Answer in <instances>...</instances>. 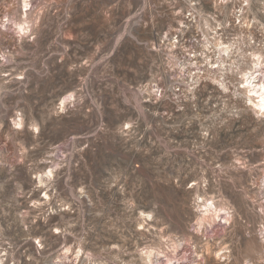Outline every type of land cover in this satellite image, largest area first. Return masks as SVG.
<instances>
[{"label": "rangeland", "instance_id": "obj_1", "mask_svg": "<svg viewBox=\"0 0 264 264\" xmlns=\"http://www.w3.org/2000/svg\"><path fill=\"white\" fill-rule=\"evenodd\" d=\"M263 25L264 0H0V264H145L163 237L156 264H264V112L236 99Z\"/></svg>", "mask_w": 264, "mask_h": 264}, {"label": "bare ground", "instance_id": "obj_2", "mask_svg": "<svg viewBox=\"0 0 264 264\" xmlns=\"http://www.w3.org/2000/svg\"><path fill=\"white\" fill-rule=\"evenodd\" d=\"M30 22H32V21H29V19H27V17H26V20L23 19V20L19 21L16 25L18 26L19 31L23 32L25 35V32L29 30ZM263 30H264V25H263ZM263 34H264V31H263ZM211 43L213 45H215V42H211ZM236 43H238V42H236ZM206 47H208V46H206ZM217 47H218L217 50H219L220 55H223L225 53L228 54L231 51L230 46H224L223 44L221 45V43H220V46H218V44L216 43V48ZM234 49H236V47ZM236 51H238V49H236ZM254 56L256 57V60L253 61L254 65H252L253 64V62H252V64H250L249 68L246 66L248 68L247 70L239 72V74L242 72L241 73V82H239L241 84V86L239 87V90L241 91V93L236 94V99L239 97L244 98L245 103L247 105H249V108L252 109L253 112H256L257 114H261L262 111L264 112V54L263 53L262 54L257 53ZM246 57H248V56H246ZM239 62H236V63H239ZM222 67H223L222 65L221 66L219 65V67H216V68H220L221 70H223ZM237 67H239V66H237ZM238 69H240V68H238ZM242 70H244V69H242ZM225 74H222V75H225ZM216 82H217V80H216ZM219 83H222V82L219 81ZM223 83H224V81H223ZM223 86H224V84H223ZM66 104H67V100L64 99L62 101L61 105L66 106ZM19 125H23L22 120L19 122ZM34 127H35V125H34ZM49 175L52 176L53 171L50 170ZM43 178H44L43 174L39 176L40 181H43ZM199 199L202 200L201 206H202V209H204L203 210L204 214L201 216V218L199 220V224L201 226L205 222L208 223L209 225H214V224H216L217 220L218 221L225 220L227 222L230 221V219L232 217V213L227 207L216 204L211 199H203V198H199ZM162 242H163V245H155V246L147 247L144 249L143 257H144V263L145 264H156V263H158V261H161L164 256L168 257L169 260L172 261V259H173V258H171V257H173L172 255L174 253H176L177 250L179 249V247L182 245V240H171L170 237H168V238L163 237ZM167 246H168V248L173 249L172 253L169 255H167V252L165 251L168 249V248L165 249ZM217 256H218V258H222L225 256V254H222L221 256H219V254H217ZM95 264H102V263L95 262ZM197 264H200V262Z\"/></svg>", "mask_w": 264, "mask_h": 264}, {"label": "built area", "instance_id": "obj_3", "mask_svg": "<svg viewBox=\"0 0 264 264\" xmlns=\"http://www.w3.org/2000/svg\"><path fill=\"white\" fill-rule=\"evenodd\" d=\"M212 44L210 41H208V44ZM190 59H188V61H189ZM187 65V64H186ZM158 87V86H157ZM155 93H157V96H159L160 97V95L162 94V91L160 90V89H156L155 90ZM159 94V95H158ZM173 261V260H172Z\"/></svg>", "mask_w": 264, "mask_h": 264}]
</instances>
